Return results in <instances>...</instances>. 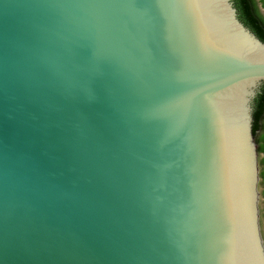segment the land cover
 I'll list each match as a JSON object with an SVG mask.
<instances>
[{
  "label": "water",
  "instance_id": "water-1",
  "mask_svg": "<svg viewBox=\"0 0 264 264\" xmlns=\"http://www.w3.org/2000/svg\"><path fill=\"white\" fill-rule=\"evenodd\" d=\"M263 85L232 0H0V264H264Z\"/></svg>",
  "mask_w": 264,
  "mask_h": 264
},
{
  "label": "trees",
  "instance_id": "trees-1",
  "mask_svg": "<svg viewBox=\"0 0 264 264\" xmlns=\"http://www.w3.org/2000/svg\"><path fill=\"white\" fill-rule=\"evenodd\" d=\"M232 1L237 10L239 20L264 43V19L261 16V14L258 12L256 2L254 0H232ZM261 1H262V8H264V0ZM263 118H264V85L261 87L260 93L254 99L253 125H252V132L258 146L257 148L258 153L263 154V157L260 159V166H261L260 178H261V184L264 187V133L261 124ZM262 195L264 198V190Z\"/></svg>",
  "mask_w": 264,
  "mask_h": 264
},
{
  "label": "rangeland",
  "instance_id": "rangeland-1",
  "mask_svg": "<svg viewBox=\"0 0 264 264\" xmlns=\"http://www.w3.org/2000/svg\"><path fill=\"white\" fill-rule=\"evenodd\" d=\"M261 124H262V129L264 131V118L262 119L261 121ZM263 156L260 155V159L262 158ZM260 194H261V201H260V204H259V207H260V223H261V231H262V234H263V239H264V217H263V209H264V198H263V190H264V187L263 185L260 183Z\"/></svg>",
  "mask_w": 264,
  "mask_h": 264
},
{
  "label": "flooded vegetation",
  "instance_id": "flooded-vegetation-1",
  "mask_svg": "<svg viewBox=\"0 0 264 264\" xmlns=\"http://www.w3.org/2000/svg\"><path fill=\"white\" fill-rule=\"evenodd\" d=\"M255 2H256V6H257V9H258V12L260 13V11H259V6H261V8H262V1L261 0H254ZM264 9V8H263ZM261 14V13H260ZM261 16H262V14H261ZM263 17V16H262ZM263 19H264V17H263ZM263 133H264V131H263ZM260 154V153H259ZM260 155H262L263 156V154H260Z\"/></svg>",
  "mask_w": 264,
  "mask_h": 264
}]
</instances>
